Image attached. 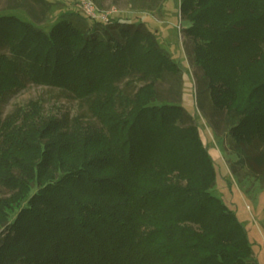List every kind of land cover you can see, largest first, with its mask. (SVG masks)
Masks as SVG:
<instances>
[{
    "label": "trees",
    "instance_id": "16d2710c",
    "mask_svg": "<svg viewBox=\"0 0 264 264\" xmlns=\"http://www.w3.org/2000/svg\"><path fill=\"white\" fill-rule=\"evenodd\" d=\"M180 11L200 106L209 95L226 112L236 165L264 174V0H181ZM181 69L143 21L64 16L47 30L0 14V105L46 84L101 123L46 115L40 100L0 116V264H255L246 227L212 192L218 171L193 114L156 86Z\"/></svg>",
    "mask_w": 264,
    "mask_h": 264
},
{
    "label": "rangeland",
    "instance_id": "374dc122",
    "mask_svg": "<svg viewBox=\"0 0 264 264\" xmlns=\"http://www.w3.org/2000/svg\"><path fill=\"white\" fill-rule=\"evenodd\" d=\"M153 1L47 0L45 4H41L34 0H0V14H17L25 19L38 21L47 30L64 16L83 25H94L96 21L104 24L117 19L136 23L143 21L154 30L160 44L182 67L179 75L167 73L156 81V86L161 94L169 98L165 100H179L193 114L218 171L212 192L237 213L246 227L254 249L251 260L255 264H264V174H255L247 165H236L238 154L234 149L228 115L213 106L209 95L205 108L199 104L197 92L203 70L195 62L194 41L184 30L181 0H159L157 5ZM126 80L121 83L122 86ZM144 83L145 81H136L138 86ZM31 100H40L46 115H82L86 122L101 124L91 114L86 103L59 87L37 83H30L2 103L1 118H5L19 106H28ZM1 193L8 192L1 188Z\"/></svg>",
    "mask_w": 264,
    "mask_h": 264
},
{
    "label": "built area",
    "instance_id": "2783aa9c",
    "mask_svg": "<svg viewBox=\"0 0 264 264\" xmlns=\"http://www.w3.org/2000/svg\"><path fill=\"white\" fill-rule=\"evenodd\" d=\"M88 5H90V4H88ZM92 7V6H91ZM93 8V7H92Z\"/></svg>",
    "mask_w": 264,
    "mask_h": 264
}]
</instances>
